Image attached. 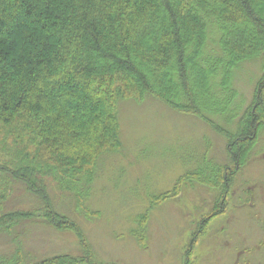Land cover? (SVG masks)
I'll return each instance as SVG.
<instances>
[{
  "label": "trees",
  "instance_id": "obj_1",
  "mask_svg": "<svg viewBox=\"0 0 264 264\" xmlns=\"http://www.w3.org/2000/svg\"><path fill=\"white\" fill-rule=\"evenodd\" d=\"M248 61L259 63L261 75L236 133L226 136L228 162L209 176L185 173L152 202L177 195L195 177L219 189L189 238L184 264H195L194 245L224 212L264 121V0H0V236L41 215L55 230L74 233L82 254L30 264H107L96 260L77 223L54 210L46 179L82 205L98 158L122 147L118 99L150 95L225 134L211 116L226 111L233 71ZM18 182L42 200L40 214L4 213Z\"/></svg>",
  "mask_w": 264,
  "mask_h": 264
},
{
  "label": "rangeland",
  "instance_id": "obj_2",
  "mask_svg": "<svg viewBox=\"0 0 264 264\" xmlns=\"http://www.w3.org/2000/svg\"><path fill=\"white\" fill-rule=\"evenodd\" d=\"M260 75L257 61L234 69V98L224 113L211 116L225 134L150 95L140 101L118 99L122 147L98 158L92 181L83 185L82 205L74 192L46 179L54 210L77 223L98 262L184 264L189 238L216 206L219 189L195 177L183 182L177 195L152 202L171 191L185 173L209 176L228 162L226 136L236 133ZM4 205V213L37 215L43 207L42 200L20 182L13 185ZM144 213L147 220L142 227ZM0 245L4 247L0 260L5 263L17 259L19 264H30L58 254H82L74 233L55 230L41 215L3 231ZM191 258L195 264H264V121L247 162L229 188L224 212L210 220Z\"/></svg>",
  "mask_w": 264,
  "mask_h": 264
}]
</instances>
